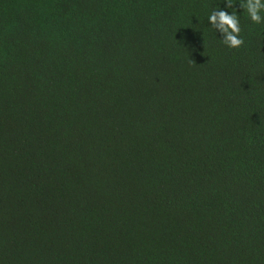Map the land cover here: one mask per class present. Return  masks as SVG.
Wrapping results in <instances>:
<instances>
[{"label":"trees","instance_id":"1","mask_svg":"<svg viewBox=\"0 0 264 264\" xmlns=\"http://www.w3.org/2000/svg\"><path fill=\"white\" fill-rule=\"evenodd\" d=\"M221 2L0 0V264H264V25Z\"/></svg>","mask_w":264,"mask_h":264},{"label":"clouds","instance_id":"2","mask_svg":"<svg viewBox=\"0 0 264 264\" xmlns=\"http://www.w3.org/2000/svg\"><path fill=\"white\" fill-rule=\"evenodd\" d=\"M221 3L224 7L212 10L207 16V23L223 46L238 50L245 43L241 35V16L254 25H264V0H222ZM192 51L197 52V49Z\"/></svg>","mask_w":264,"mask_h":264}]
</instances>
